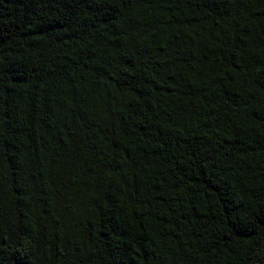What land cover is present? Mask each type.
<instances>
[{"label":"trees","instance_id":"obj_1","mask_svg":"<svg viewBox=\"0 0 264 264\" xmlns=\"http://www.w3.org/2000/svg\"><path fill=\"white\" fill-rule=\"evenodd\" d=\"M0 264H264V0H0Z\"/></svg>","mask_w":264,"mask_h":264}]
</instances>
